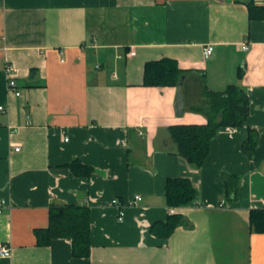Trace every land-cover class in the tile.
Returning a JSON list of instances; mask_svg holds the SVG:
<instances>
[{
  "label": "crops",
  "instance_id": "obj_1",
  "mask_svg": "<svg viewBox=\"0 0 264 264\" xmlns=\"http://www.w3.org/2000/svg\"><path fill=\"white\" fill-rule=\"evenodd\" d=\"M0 37V245L10 250L0 264H264V233L249 221L264 208V20L236 0H0ZM162 58L203 73L212 91L235 84L248 98L244 125L219 129L200 167L168 130L206 123L186 109L203 100L196 78L181 89V115L177 88L142 85L144 64ZM224 175L237 180L232 196ZM170 177L189 179L194 204L167 206ZM136 194L118 221L110 201ZM52 204L88 208L87 257H74L69 239L38 243ZM170 215L181 223L155 235Z\"/></svg>",
  "mask_w": 264,
  "mask_h": 264
},
{
  "label": "trees",
  "instance_id": "obj_2",
  "mask_svg": "<svg viewBox=\"0 0 264 264\" xmlns=\"http://www.w3.org/2000/svg\"><path fill=\"white\" fill-rule=\"evenodd\" d=\"M246 5L249 20H264V2L257 5L254 0H236ZM242 73L240 70L239 74ZM204 74L195 70H182L176 61L162 58L149 61L143 68V86L174 87L182 83L185 93L188 85L195 78L201 89L202 102L186 106V109L199 113L206 119L201 125H178L169 127L170 136L176 144L178 155L194 167H200L209 151L210 141L219 129L237 128L244 125L249 114L248 98L238 85H229L223 91H212L207 88ZM241 77V75H239ZM184 77V80H182ZM183 94V93H182ZM257 137L252 129L247 131V139L243 142V151L251 155L256 147ZM68 166L75 172L83 165L74 160ZM88 176L90 169H87ZM226 193H236V178L224 175ZM164 196L168 207H182L195 203L197 191L187 178L170 177L165 181ZM250 227L253 232L264 233V208L251 209L249 212ZM181 223L179 215H170L166 221L155 223L151 231L162 238H167ZM37 241L48 245L53 239L64 238L71 241L74 257H87L90 249V223L88 208L77 204L55 205L49 207L48 226L44 230H36Z\"/></svg>",
  "mask_w": 264,
  "mask_h": 264
},
{
  "label": "built area",
  "instance_id": "obj_3",
  "mask_svg": "<svg viewBox=\"0 0 264 264\" xmlns=\"http://www.w3.org/2000/svg\"><path fill=\"white\" fill-rule=\"evenodd\" d=\"M1 40V37H0ZM242 49L247 50L248 45L246 43L242 44ZM214 51L213 45H207L204 46L202 49V56L204 59L209 58ZM5 73L7 74L8 77V82H7V89L8 91H11L15 96H19L20 92L16 89V83L14 79V73H15V68L11 65L6 63L5 64ZM2 107H0V110ZM15 151H18V149H15ZM141 201V195L136 194L134 195L130 200L123 202L122 200L118 198H113L110 201V204L116 208L117 210V220L122 221L125 215V210L129 206H134L138 204ZM4 205V201L0 200V213L2 212V207ZM10 256V250L5 246V245H0V257H9Z\"/></svg>",
  "mask_w": 264,
  "mask_h": 264
},
{
  "label": "water",
  "instance_id": "obj_4",
  "mask_svg": "<svg viewBox=\"0 0 264 264\" xmlns=\"http://www.w3.org/2000/svg\"><path fill=\"white\" fill-rule=\"evenodd\" d=\"M182 80H184V77H182ZM181 89H182V83H180V85L177 87V94L174 102V106L179 115H181L184 110V97L182 95Z\"/></svg>",
  "mask_w": 264,
  "mask_h": 264
}]
</instances>
